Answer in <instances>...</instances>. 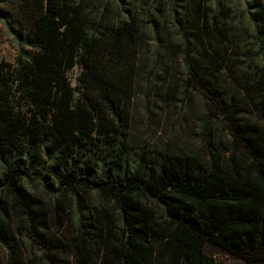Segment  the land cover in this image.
Returning a JSON list of instances; mask_svg holds the SVG:
<instances>
[{"label": "trees", "instance_id": "16d2710c", "mask_svg": "<svg viewBox=\"0 0 264 264\" xmlns=\"http://www.w3.org/2000/svg\"><path fill=\"white\" fill-rule=\"evenodd\" d=\"M234 1L21 0L30 25L0 66V264H216L206 246L264 264V8ZM147 36L229 140L126 147Z\"/></svg>", "mask_w": 264, "mask_h": 264}, {"label": "rangeland", "instance_id": "374dc122", "mask_svg": "<svg viewBox=\"0 0 264 264\" xmlns=\"http://www.w3.org/2000/svg\"><path fill=\"white\" fill-rule=\"evenodd\" d=\"M139 1L122 0L132 9L138 7ZM244 1H234L238 6L239 17ZM260 2L264 8V0ZM29 25V13L21 0H0V66L2 63H14L20 47L14 31L26 32ZM155 50V44L148 36L139 46L136 76L130 93L126 147L142 149L144 152L158 149L176 153H202L205 139H211L215 146L229 140L230 135L224 125L212 117L216 115L217 109L190 85L186 66L175 49L167 47L157 55ZM79 72L80 69L74 67L66 74L73 87L77 86ZM222 84L230 94H236L229 81L223 79ZM20 105L25 108L23 99ZM204 252L212 256L216 264H243L239 259L210 246H206Z\"/></svg>", "mask_w": 264, "mask_h": 264}]
</instances>
